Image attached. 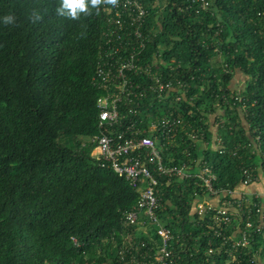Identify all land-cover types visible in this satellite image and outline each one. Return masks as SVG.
I'll return each mask as SVG.
<instances>
[{"label": "trees", "instance_id": "trees-1", "mask_svg": "<svg viewBox=\"0 0 264 264\" xmlns=\"http://www.w3.org/2000/svg\"><path fill=\"white\" fill-rule=\"evenodd\" d=\"M139 1L148 12L145 32L151 31L145 58L161 53L176 67L162 66V73L182 80L185 92L179 101L149 95L139 115L143 126L180 117L183 127L164 161L195 162V173L208 166L216 187L238 186L242 169L264 156V0H211L198 15L178 11L189 0ZM58 5L0 0V17H16L14 25L0 23V264H118L123 235L147 238L123 216L139 192L91 156L103 95L92 79L110 4L101 0L75 20L59 15ZM217 137L223 153L213 149ZM256 137L260 155L252 154ZM195 182L174 179L160 187L159 218L190 246L184 264L206 257L205 229L191 218L195 193L202 192ZM210 264H227L226 256H211Z\"/></svg>", "mask_w": 264, "mask_h": 264}, {"label": "built area", "instance_id": "built-area-1", "mask_svg": "<svg viewBox=\"0 0 264 264\" xmlns=\"http://www.w3.org/2000/svg\"><path fill=\"white\" fill-rule=\"evenodd\" d=\"M188 2L178 11L198 15L211 5V0ZM107 9L105 43L92 79L103 95L97 100L99 135L90 139L95 144L91 156L139 192L136 206L123 216L127 224L138 225L139 237L147 238L138 241L123 235L118 264H184L183 256H187L190 246L174 236L158 216L163 209L160 187L164 181L171 183L174 179H194L196 185H202V192L195 193L191 218L195 226L205 229L203 264H210V257L216 254L225 255L227 264H264V156L261 154L258 166L242 169V180L234 188L216 187L218 178L208 166L195 173V162L168 165L163 153L174 145L183 127L182 119L164 116L143 126V116L139 115L149 95L162 100L173 94L179 101L177 94L185 93L184 84L162 73V66L171 72L176 67L167 64L161 53L151 60L145 58L151 31L145 32L148 12L142 2L118 0ZM152 106L144 109L148 112ZM184 135L191 141L199 140L193 132L185 131ZM212 145L215 151L224 152L220 137ZM253 148L252 154L260 155L259 137ZM198 247L194 248L197 254Z\"/></svg>", "mask_w": 264, "mask_h": 264}, {"label": "clouds", "instance_id": "clouds-1", "mask_svg": "<svg viewBox=\"0 0 264 264\" xmlns=\"http://www.w3.org/2000/svg\"><path fill=\"white\" fill-rule=\"evenodd\" d=\"M106 4L115 6L118 0H104ZM101 3V0H59L57 13L61 16L70 19H78L81 14L89 15L90 10L97 8ZM0 23L4 25H14L16 23V17L14 14H6L0 17Z\"/></svg>", "mask_w": 264, "mask_h": 264}, {"label": "crops", "instance_id": "crops-1", "mask_svg": "<svg viewBox=\"0 0 264 264\" xmlns=\"http://www.w3.org/2000/svg\"><path fill=\"white\" fill-rule=\"evenodd\" d=\"M215 131V130H214ZM214 134H216V133H214ZM256 187H252V189H255Z\"/></svg>", "mask_w": 264, "mask_h": 264}, {"label": "rangeland", "instance_id": "rangeland-1", "mask_svg": "<svg viewBox=\"0 0 264 264\" xmlns=\"http://www.w3.org/2000/svg\"><path fill=\"white\" fill-rule=\"evenodd\" d=\"M236 79H237V78H236ZM245 79H246V78H244V79L242 78V81L245 80ZM239 86H240V85H239ZM239 86H238V87H239Z\"/></svg>", "mask_w": 264, "mask_h": 264}]
</instances>
